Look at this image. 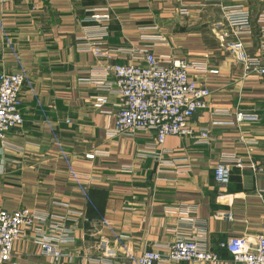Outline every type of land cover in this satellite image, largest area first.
<instances>
[{
  "label": "crops",
  "instance_id": "1",
  "mask_svg": "<svg viewBox=\"0 0 264 264\" xmlns=\"http://www.w3.org/2000/svg\"><path fill=\"white\" fill-rule=\"evenodd\" d=\"M225 3L250 11L253 32L240 40L249 54L261 55L264 30L256 18L264 12V0ZM182 7L186 14L179 13ZM106 13L108 21H91ZM219 16V6L204 0L0 4V22L29 79L20 91L23 123L0 144V204L27 208L34 216L3 264H135L126 259V250L163 251L179 237L196 239L218 258L170 264H237L220 243L239 236L254 242L264 234V78L246 77L219 45L211 27ZM103 26L106 34L99 37ZM94 47L109 56L94 55ZM129 50L205 66L191 76L209 89V107L196 111L188 128L207 130L208 140L168 135L156 146L155 158L142 153L155 146L153 130L131 137L109 134L121 97L115 85H101L113 80L107 66L144 65ZM16 68L0 29V74ZM95 97L107 102L99 105ZM238 110L257 117L236 122ZM61 147L74 169L89 178L83 190L67 176L58 157ZM92 152L104 154L86 159ZM222 158L232 168L228 183L218 187L213 169ZM236 159L242 167L234 165ZM219 211L230 212L231 219L215 217ZM103 238L111 257L98 248ZM46 239L58 241L57 260L41 251Z\"/></svg>",
  "mask_w": 264,
  "mask_h": 264
},
{
  "label": "built area",
  "instance_id": "2",
  "mask_svg": "<svg viewBox=\"0 0 264 264\" xmlns=\"http://www.w3.org/2000/svg\"><path fill=\"white\" fill-rule=\"evenodd\" d=\"M11 1L15 0H0V4ZM204 1L213 2L219 6V19L211 25L219 45L243 67L246 77L264 78V42L261 44V55H251L240 40L241 35L253 32L250 11L240 3L227 4L225 0ZM178 11L180 14L187 13L183 7ZM91 18L93 22H106L109 20V14L92 15ZM256 20L263 24L260 29L264 30V12L259 13ZM0 29L4 46L13 54L17 67L12 73L0 74V144H5L8 133L23 123L20 112V91L24 84L29 85V79L15 44L1 22ZM106 29L107 27L103 26V33L99 37L106 34ZM92 52L98 56H109L106 51L103 52L97 47H94ZM128 53L133 55L134 60L144 61V65L128 62L107 66V70L113 75V80L110 84L101 85L106 88L115 85L121 97L109 134L131 137L136 131L153 130L156 135L155 146L142 150V153L155 158L160 155L156 146H161L168 135H187L196 141L208 140L207 130L194 133L188 128V122L194 113L209 107L207 101L210 95L209 89L191 76L193 72L204 71L205 66L184 58L169 56L156 58L147 51L139 50L136 54V51L129 50ZM94 100L99 105L107 102L105 97H95ZM256 117L253 113L239 110L235 113L236 122L253 121ZM58 154L67 176L79 189L83 190L82 183L88 182L89 178L74 169L73 161L65 149L61 147ZM97 154L104 153L92 152L86 154L85 158L93 159ZM233 162L236 167H242L239 159ZM231 168L232 166L224 158L214 167L213 177L218 187H224L228 183ZM215 217L231 219V213L219 211L216 212ZM33 219L32 212L27 208L8 210L0 204V264L11 259L14 242L20 237L23 228L32 224ZM100 222L107 224L104 218H100ZM108 245L107 238L100 239L98 248L103 251V257L112 256ZM220 246L229 252L234 263L264 264V234L258 235L254 242L244 236L231 237L221 242ZM40 247L44 254L51 256L54 260L62 255L58 241L55 239L41 241ZM125 254L126 259L135 264L211 262L218 258L216 254L191 237H179L163 251L150 249L134 254L126 250Z\"/></svg>",
  "mask_w": 264,
  "mask_h": 264
}]
</instances>
